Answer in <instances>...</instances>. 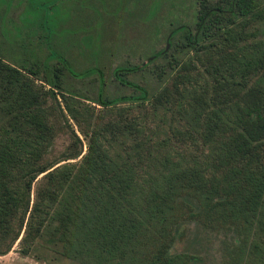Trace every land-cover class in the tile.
I'll use <instances>...</instances> for the list:
<instances>
[{"label":"trees","instance_id":"obj_1","mask_svg":"<svg viewBox=\"0 0 264 264\" xmlns=\"http://www.w3.org/2000/svg\"><path fill=\"white\" fill-rule=\"evenodd\" d=\"M29 2L0 0V254L16 241L22 254L73 264H192L171 251L190 220L223 232L217 264H264V0H196L192 27L172 26L159 51L113 67L130 88L113 96L50 38L31 59L12 49L27 52L33 22L42 28L45 6ZM160 57L152 92L124 79ZM91 73L92 101L113 116L94 117L64 83ZM66 114L84 125L83 151L72 128L53 151Z\"/></svg>","mask_w":264,"mask_h":264},{"label":"rangeland","instance_id":"obj_2","mask_svg":"<svg viewBox=\"0 0 264 264\" xmlns=\"http://www.w3.org/2000/svg\"><path fill=\"white\" fill-rule=\"evenodd\" d=\"M34 7L44 8L43 24L37 20L33 23V31L27 37L25 46L12 45L19 53H26L31 59L45 51L42 43L49 39V44L66 58L71 69L76 73L83 69L95 68L102 80L103 94L113 96L125 94L130 88L119 82L112 75L116 65L139 64L146 57L159 51L165 42L168 30L178 24L192 27L196 19V0H33ZM213 1V0H211ZM83 5V8H81ZM81 9V11H80ZM39 12V11H36ZM14 11L9 19L15 21ZM15 23V22H14ZM14 38L18 35V27H13ZM40 36V37H39ZM86 38V39H85ZM27 45V44H26ZM169 45H167L168 48ZM178 57L183 52L174 48L167 49ZM162 62V57L152 59L146 66L130 73L123 74L124 79L143 86L148 93L157 88L159 76L153 71ZM97 74L91 73L83 77L66 74L65 85L85 93L89 99H80L82 104L89 105L94 117L103 115L102 119L113 116L115 109L101 110L93 98L97 88ZM59 99V97H57ZM77 100V99H74ZM147 118L155 123L149 110ZM158 114L160 110L156 111ZM132 114L140 111L131 110ZM67 126L58 132L54 139L53 151L58 152L67 147L69 138L66 129L72 128L79 138L80 148H85V137L79 128L83 124L66 114ZM80 126V127H79ZM223 232L211 231L197 226L193 221H182L174 234L171 251H184L195 256L192 264H217L221 253ZM16 241L3 254L0 264H73L67 259H39L32 254H22L17 249Z\"/></svg>","mask_w":264,"mask_h":264}]
</instances>
